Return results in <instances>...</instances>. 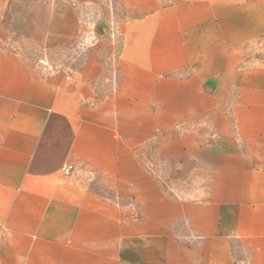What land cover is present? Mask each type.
Masks as SVG:
<instances>
[{"label":"crops","instance_id":"crops-1","mask_svg":"<svg viewBox=\"0 0 264 264\" xmlns=\"http://www.w3.org/2000/svg\"><path fill=\"white\" fill-rule=\"evenodd\" d=\"M0 264H264V0H0Z\"/></svg>","mask_w":264,"mask_h":264},{"label":"built area","instance_id":"built-area-1","mask_svg":"<svg viewBox=\"0 0 264 264\" xmlns=\"http://www.w3.org/2000/svg\"><path fill=\"white\" fill-rule=\"evenodd\" d=\"M72 171H73V167L72 166L64 167V173L65 174H70Z\"/></svg>","mask_w":264,"mask_h":264}]
</instances>
